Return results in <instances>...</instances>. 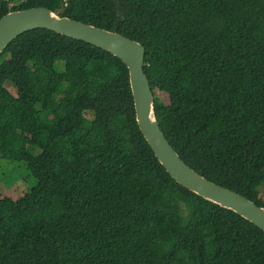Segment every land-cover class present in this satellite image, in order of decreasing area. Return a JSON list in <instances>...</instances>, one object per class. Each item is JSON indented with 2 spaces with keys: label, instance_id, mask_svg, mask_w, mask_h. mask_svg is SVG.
Instances as JSON below:
<instances>
[{
  "label": "trees",
  "instance_id": "obj_1",
  "mask_svg": "<svg viewBox=\"0 0 264 264\" xmlns=\"http://www.w3.org/2000/svg\"><path fill=\"white\" fill-rule=\"evenodd\" d=\"M36 6L142 44L170 145L264 207V0H0V18ZM0 157L36 181L0 193V264H264L259 227L171 178L138 127L128 68L94 45L44 28L7 44Z\"/></svg>",
  "mask_w": 264,
  "mask_h": 264
},
{
  "label": "water",
  "instance_id": "obj_2",
  "mask_svg": "<svg viewBox=\"0 0 264 264\" xmlns=\"http://www.w3.org/2000/svg\"><path fill=\"white\" fill-rule=\"evenodd\" d=\"M36 28L84 41L119 58L128 68L138 127L171 178L197 195L233 210L264 232V207L197 173L179 157L164 136L155 115L153 91L144 72L145 48L142 44L116 31L60 16L46 7L36 6L9 11L0 18V53L17 36Z\"/></svg>",
  "mask_w": 264,
  "mask_h": 264
},
{
  "label": "rangeland",
  "instance_id": "obj_3",
  "mask_svg": "<svg viewBox=\"0 0 264 264\" xmlns=\"http://www.w3.org/2000/svg\"><path fill=\"white\" fill-rule=\"evenodd\" d=\"M8 80L11 83L12 77L10 76ZM8 86H10L9 83ZM9 89L12 94H16V89L13 86H10ZM160 96L165 97L162 93ZM40 115L44 121H46L45 119L50 120L48 111H42ZM86 116L90 118L91 114L86 113ZM54 122L55 119L53 118L51 122L47 121L50 125ZM25 139L28 144H31V137L26 135ZM35 182L24 161H10L0 157V193L2 199L15 200L21 193L34 186Z\"/></svg>",
  "mask_w": 264,
  "mask_h": 264
}]
</instances>
